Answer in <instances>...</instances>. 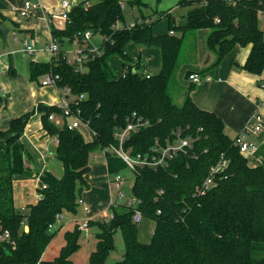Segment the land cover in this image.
<instances>
[{
  "label": "trees",
  "instance_id": "1",
  "mask_svg": "<svg viewBox=\"0 0 264 264\" xmlns=\"http://www.w3.org/2000/svg\"><path fill=\"white\" fill-rule=\"evenodd\" d=\"M89 1L87 9L82 3L71 9L70 22L63 30L51 26V36L61 46L90 29L105 36L100 45L102 53L85 63L82 71H76L75 66L66 64L61 50L51 61L30 62L28 80L40 83L42 76L51 73L59 77V87H68L73 96L83 94L84 99L73 109H79L81 121L94 134L86 141L78 128L68 129L66 123L55 126L48 116L61 114V110L46 104L11 119L8 129L0 130V234L9 232L8 239L0 238V264H72L70 256L78 249L80 234L77 225L65 232L66 244L58 255L46 261L41 256L54 237L48 226L55 223L58 214L76 213V200L87 185L84 177L90 170L91 152L115 146L114 127H124L133 112L149 121L125 143L134 153H147L155 139L162 141L176 128L193 132L198 138L167 167H145L135 174L131 196L140 201L137 208L143 218L154 222L150 242L138 240L130 208L112 207L110 220L88 221L98 229L88 264H104L114 249L117 229L122 234L124 253L113 264H264V144L255 154L260 162L250 165L226 135L219 117L196 106L189 96L178 106L168 93V83L179 67L183 35L189 30H209L206 47L215 56L213 66L235 46H250L245 63L236 64V68L255 75L264 73V29L259 26L264 0H180L178 6L190 8L185 24L176 26L168 17V31L160 35L152 32L151 22L116 28L125 20L120 0ZM5 21L0 14V27ZM175 31L181 35L173 34ZM130 42L159 50L157 73L145 76L138 72L139 63H132L125 51ZM113 55L125 61L123 75H113L108 63ZM9 70L13 73L12 68ZM193 88L190 86V90ZM35 113L46 134L58 140L54 155L62 165V176L56 178L44 171L39 177L46 185L40 190L41 198L21 213L14 206L13 181L32 176L26 165L30 155L21 136ZM199 128L202 130L197 133ZM221 155L228 161L227 169L214 178L217 184L213 189L196 195L197 186ZM105 161L109 174L125 167L109 153Z\"/></svg>",
  "mask_w": 264,
  "mask_h": 264
},
{
  "label": "crops",
  "instance_id": "2",
  "mask_svg": "<svg viewBox=\"0 0 264 264\" xmlns=\"http://www.w3.org/2000/svg\"><path fill=\"white\" fill-rule=\"evenodd\" d=\"M23 1L25 0H0V14L6 19L3 26H6L8 29L7 37L10 33H12V39H16L15 34L20 33L21 35H23V38L20 40L21 43L23 41H29L34 46L35 51L32 54L23 52L22 47L19 50V52L25 53L29 56L30 60L27 64V67L29 68L30 62L49 61V54H47V57L44 60H41L39 57V53L43 54L46 52L45 46H47L46 44H48L52 36L47 17L42 14L41 11L36 12V14L30 18H19L17 16H14V14L10 11V7L13 5H21ZM39 1L46 9L50 11H55L54 6L55 4L57 5L58 2V0ZM79 1L80 0H76L74 4H77ZM126 2H122V4L125 6ZM138 10L139 14L136 17H133V19H131V21L127 23H131L136 19H142L140 16L141 14L143 16H146V19L150 21L149 15L143 14L141 9ZM166 16L170 18V14ZM173 22L174 24L176 23L174 19ZM127 23L124 20V22H122L121 24L126 25ZM60 30H63V28L60 27ZM196 31L199 33L200 40L197 46V54L191 60L180 62L179 67L176 71V79L183 93L182 98L184 100L186 96H189L196 106L201 109L213 112L223 122L226 135L230 139H233L239 132L242 131L246 120L251 115L258 113L264 117V87L262 86V84L264 83V73L255 75L236 68V64L242 66L245 63V60L250 51V46H235L223 58V60L217 66H215V68H213L212 70H205L208 62H210L212 58L208 55V52L210 51L206 47V37L209 33V30L200 29ZM172 33L177 36L181 35L180 31H175ZM26 34L29 35V38L27 39L25 38ZM185 34L186 32L184 33L183 38ZM41 39L46 40L45 46H36ZM68 45L69 42L64 41L61 44V47L63 50H68ZM138 58L139 59L131 58L132 63L138 62L140 67H147L146 64L144 65L143 63H141L140 55ZM204 58H206V60H204ZM9 68H12L13 73H10ZM139 70L138 72H140ZM194 73L198 74L201 78L199 84H193L188 78L190 74ZM10 74L12 77L10 76ZM123 74L124 71L120 75ZM142 74L150 75V73L146 71V69L142 70ZM41 78L39 79V82L41 81ZM26 80L27 81L19 80L18 76H16V71L13 66V59L11 57V54H5L4 52L0 51V95L4 96V105L0 106L1 131H6L8 129V124L11 119L34 110L38 104L54 105L59 104L62 100V95L55 87H43L39 85L40 83L34 81L31 82L30 80H28V78ZM192 85H194V88L190 90V86ZM18 94L22 95L20 100L19 98H16ZM41 127L42 125L39 115L35 113L30 117L24 128L25 135L21 136V142L24 144L30 155V160H26V165L32 172V176L29 178L16 177L13 181L14 206L21 213H25L27 211L26 208L28 205H34L38 202L40 196L39 177L41 176V174L44 171L51 173L48 169L47 160L54 154L56 145L53 142V139L50 136L46 135ZM81 133L89 134L86 129H83V132ZM249 139L259 146L263 145L264 129L256 135H250ZM97 151L100 150H95L91 154L96 153ZM102 156L106 168V161L103 153ZM39 160L42 162V165L41 169L39 168L38 170L35 165V161L37 162ZM87 174L85 175V177L87 176ZM100 176H102V178H105L103 177L104 175ZM83 188L86 189V193L89 192L88 184L82 187L81 192L83 191ZM79 198H82L88 206L85 198H83L81 194ZM111 198L112 197L110 196L109 199H105V214H103L102 212H94L90 208L88 212H84L81 208V210H79V208L77 207V212L75 214L63 212L62 217L58 221H55L53 225H55L56 223H60L59 227H62L68 222V224H71L73 228V226L75 225H82L86 220L92 222L107 220L108 211L110 212L108 205ZM152 223L153 227L151 228L149 239H138L141 243L150 242L154 229V222L152 221ZM91 228H94L93 236L95 237V234L97 233L95 226L88 225L85 231L89 236V230H91ZM23 230L27 231V226L24 224ZM42 260H45L43 254Z\"/></svg>",
  "mask_w": 264,
  "mask_h": 264
},
{
  "label": "built area",
  "instance_id": "3",
  "mask_svg": "<svg viewBox=\"0 0 264 264\" xmlns=\"http://www.w3.org/2000/svg\"><path fill=\"white\" fill-rule=\"evenodd\" d=\"M205 1V0H204ZM82 3L84 9H87L91 2L89 0H80L77 4H72L70 0H58L55 11H50L46 9L39 0H25L21 5H13L10 7V11L19 18H30L36 14V12L41 11L47 17L49 27H53L57 30L61 28H65V26L70 22L69 13L71 9ZM122 4V8H123ZM262 13V12H261ZM264 14V13H262ZM150 21L148 19H140L135 20L129 24L122 25L117 24V27H127L133 28L137 24L145 23L148 24ZM92 30H86L80 37L74 38L72 41L67 40V42L76 45L77 48L74 50V56L69 57V50H63L60 46L59 42L52 38L48 42L47 46H45V50L49 54V61H51L61 50H63V58H65V62L68 65L75 66L76 71H82L84 64L88 61L92 60L96 55H100L102 53L101 46L95 47L91 43V38L94 36ZM101 40L105 39V36H101ZM101 41V42H102ZM22 51L28 54H32L35 51L34 46L29 41H23L21 43ZM148 76V75H145ZM189 80L193 84H199L201 78L198 74H190L188 76ZM59 77L57 75H53L48 73L42 76L40 85L43 87L53 86L55 87L60 94L62 95V100L59 104H54L61 110V114L52 113L48 116V120L53 123L57 127H62L64 123H66L68 129H86L87 132L91 135L94 133L90 131L88 124L82 122L79 115L80 111L78 108L74 110L73 108L78 105V103L84 99V95L81 94L79 96H73L68 87H59L57 82ZM264 87V83L262 84ZM4 105V96L0 95V106ZM37 114V113H36ZM39 115V114H38ZM149 125V121L147 119L138 116L135 112L131 114V116L126 120V124L124 127H114L113 129V137L116 140V145H109L104 148L99 149L104 157L107 153L119 158L126 166L129 168L133 174L135 175L138 172V169H142L145 167L151 169H159L165 168L168 166L169 162L174 159L180 153H186L187 150L193 147V142L198 138L195 136L193 132H184L183 128L172 129L170 135L163 139L162 141L155 139L152 147L147 153H134L132 148L125 147L126 141L130 138L131 134L139 132L141 129L146 128ZM42 128V127H41ZM188 129V127H186ZM264 129V117L261 114L255 113L251 115L245 122L244 127L241 132H239L232 140L233 144L238 148L239 153L245 157L248 163L252 166H255L260 162L259 157H255L256 152L258 151L259 145L249 139L250 135H256ZM202 129L199 128L197 133ZM45 132V131H44ZM46 134V132H45ZM24 131L22 136H24ZM47 135V134H46ZM49 136V135H48ZM51 137V136H50ZM55 145L57 144V138L51 137ZM228 167V161L224 158L223 155L219 157L217 163L213 164L207 173V176L204 180L197 186L195 190L196 195H202L205 192L210 191L216 186L215 177L217 175H221L225 172ZM226 176L222 177L225 178ZM125 178H123L119 173L115 174V177L112 181L114 188L118 192V198H122L124 193L120 191L121 186L123 185ZM39 190H43L46 188L45 184H42L41 181ZM159 191L158 193H161ZM41 195L39 196V199ZM121 200V199H120ZM119 200V202H120ZM84 200L82 198H78L76 200L77 207H81L84 212L89 211V207L84 204ZM121 203V202H120ZM140 201L131 196L129 201H126V208H130L132 210V222L134 224H138L142 221L143 216L141 211L137 208ZM118 204H115L113 199H110L108 208L110 212L108 213L107 220L112 218V207H116ZM62 215L58 214L56 216V221H58ZM80 230H85L88 226V220L83 222L82 225H78ZM53 227V224L48 226V229ZM1 239H8L9 232L4 230L0 234Z\"/></svg>",
  "mask_w": 264,
  "mask_h": 264
},
{
  "label": "rangeland",
  "instance_id": "4",
  "mask_svg": "<svg viewBox=\"0 0 264 264\" xmlns=\"http://www.w3.org/2000/svg\"><path fill=\"white\" fill-rule=\"evenodd\" d=\"M121 1L124 3L129 0H121ZM179 1L180 0H159L157 2V0H142V3L139 5L126 4L125 6H123L125 22L126 23L130 22L131 19H133V17H136L139 14L138 9H141L143 14L149 15L150 22L153 24L152 32L154 34L159 35V33L160 34L167 33L168 17L166 15L170 14V17L174 19L176 25L185 24V15L190 8L178 6L177 4ZM70 2L74 5L76 0H72V1L70 0ZM54 9L56 10V4L54 6ZM140 16L143 20L146 19V16H143L142 14ZM259 18H260L259 26L262 29H264V14L259 13ZM15 35H16V39H12V33H10L7 37V41L5 42H3L2 39H0V51L4 52L5 54L8 53L11 54V57L13 59V66L16 71V76H18L19 80L27 81L26 80L28 78L27 64L30 58L27 54L19 52L21 48L20 40L23 38V35H21L20 33H16ZM25 38L26 39L29 38V35L26 34ZM101 41H102L101 37L98 34H94V36L91 38V43L95 47L100 46ZM199 41H200L199 33L197 31L189 30L186 32L182 41L181 50L179 52V63L182 61L191 60L197 54V46ZM45 43L46 40L41 39L36 46L43 47L45 46ZM67 47L69 50V57H73L74 56L73 51L76 50L77 46L69 43ZM125 51L127 55H129V57H131L132 59H139L138 57L140 55L141 63L147 65V67L144 66L140 67L139 71L141 73L143 69H146V71H148L150 75L155 74L159 71L157 69H159L160 53L157 48L147 47L145 45L130 42L127 44ZM47 54H48L47 51L43 54L39 53L40 59L44 60L47 57ZM208 55L211 56L212 58L210 62H208V65L205 70H212L213 68H215V66H213L215 57L212 52H208ZM204 60H206V58H204ZM108 63L113 75L115 76H119L120 74H122L123 71H125V67L123 66V63H125V61L122 60L119 56L116 55L111 56L109 58ZM176 73L168 83V93L171 95L174 103L179 106L182 104L183 101L182 98L183 93L177 82ZM21 96L22 95L18 94L16 98H19L20 100ZM80 131L83 132V129H80ZM83 137L86 141L91 140L90 134L83 133ZM47 163H48V169L52 173L51 175H54L56 178H60L62 176V165L56 159L54 154L51 157H49ZM35 165L39 170V168L41 169L42 162L40 160L37 162L35 161ZM88 165L90 172L85 177V181L88 184L89 192L86 193V189L83 188V191L80 193L81 196L85 198L88 207L94 212H102L103 214H105L106 213L105 199H109V197L111 196L114 203L118 204L116 207L122 208L121 205L125 204V202L129 201L131 198V187L133 185L134 177H135L133 172L129 168H127L126 165L118 172L123 178H125V181L120 189V191L124 193V196L120 198L121 199L120 200L118 198V192L116 191L112 183L115 174H109L107 172L104 165L103 156L100 151L90 154ZM100 175H104L103 177L105 178H102V176ZM119 200L121 203L119 202ZM78 208L79 210H81L80 206ZM76 212H77V208H76ZM71 214H75V213H71ZM60 215H62V213ZM59 226L60 223L59 224L56 223L50 229V233H53L54 237L51 240V243L49 242L50 244H48V246L46 247L43 253L44 259L46 261H50L58 255L60 249L64 247L66 244L64 238L65 232L71 231V229H73L72 225L68 224V222L62 227ZM136 227H137L136 228L137 238L139 240H148L149 234L151 233V228L153 227L152 221L148 219H143L140 223L136 225ZM77 228L79 229L78 225ZM96 232H98L97 227H96ZM89 233L90 235L88 236L85 230H80V234L77 239L78 249L70 256V260L72 264H88L89 255L95 250V246L97 243V239L93 236L94 228H91V230H89ZM113 241H114V249L107 255L104 264H113L117 261H120L123 257L124 243H123L121 231L119 229H117L116 232L114 233ZM41 260H42V256H41Z\"/></svg>",
  "mask_w": 264,
  "mask_h": 264
},
{
  "label": "water",
  "instance_id": "5",
  "mask_svg": "<svg viewBox=\"0 0 264 264\" xmlns=\"http://www.w3.org/2000/svg\"><path fill=\"white\" fill-rule=\"evenodd\" d=\"M0 32H1V39H2L3 42H5L6 41L7 34H8L7 27L6 26H1L0 27ZM24 122H27V119L26 118L24 119ZM9 137L10 136H7V137L3 138V141L6 142Z\"/></svg>",
  "mask_w": 264,
  "mask_h": 264
}]
</instances>
